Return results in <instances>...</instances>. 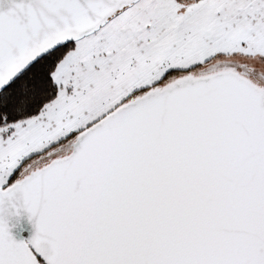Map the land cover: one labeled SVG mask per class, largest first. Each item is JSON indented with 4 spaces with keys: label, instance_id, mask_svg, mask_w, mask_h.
<instances>
[{
    "label": "water",
    "instance_id": "95a60500",
    "mask_svg": "<svg viewBox=\"0 0 264 264\" xmlns=\"http://www.w3.org/2000/svg\"><path fill=\"white\" fill-rule=\"evenodd\" d=\"M136 1L0 0V92ZM62 152L0 188V264H264V90L239 72L175 78Z\"/></svg>",
    "mask_w": 264,
    "mask_h": 264
},
{
    "label": "rangeland",
    "instance_id": "374dc122",
    "mask_svg": "<svg viewBox=\"0 0 264 264\" xmlns=\"http://www.w3.org/2000/svg\"><path fill=\"white\" fill-rule=\"evenodd\" d=\"M225 61L253 74L251 83L264 82V0H137L123 7L61 58L52 73L56 96L36 117L0 128V188L65 157L69 152H57L67 137L168 72L195 75Z\"/></svg>",
    "mask_w": 264,
    "mask_h": 264
},
{
    "label": "trees",
    "instance_id": "16d2710c",
    "mask_svg": "<svg viewBox=\"0 0 264 264\" xmlns=\"http://www.w3.org/2000/svg\"><path fill=\"white\" fill-rule=\"evenodd\" d=\"M73 45L74 42L68 43L44 55L0 92V128L36 117L42 111L43 107L54 99L58 88L52 80V73L61 58L73 47ZM238 68L243 72L241 75H244L247 79H252L250 77H252L253 74H250L247 69H244L243 66ZM236 70L237 67L225 61L223 63H216L203 71H198L195 75L197 77H205L222 71ZM178 73L182 76L176 75V71L168 72L163 79L158 81L154 86L137 91L132 96L125 99L119 106L143 96L152 89H159L175 78L192 75V72L189 70ZM82 131L83 130H80L70 137H67L65 139L68 141L67 145L71 146V143L77 139ZM63 142L64 141L60 142V144ZM59 152L61 153L62 151L59 150ZM47 163H43V165ZM11 180L12 182L10 184H13L21 179L20 177L14 176Z\"/></svg>",
    "mask_w": 264,
    "mask_h": 264
},
{
    "label": "flooded vegetation",
    "instance_id": "af4514ba",
    "mask_svg": "<svg viewBox=\"0 0 264 264\" xmlns=\"http://www.w3.org/2000/svg\"><path fill=\"white\" fill-rule=\"evenodd\" d=\"M165 85H166V84H165ZM165 85H164V86H165ZM164 86H161L160 88H163ZM260 88L264 90V82H262V85H260ZM69 147H70V146L67 145V146L64 147L61 151H66V150H68ZM9 185H11V184H9ZM9 185H8V186H9ZM8 186H7V187H8Z\"/></svg>",
    "mask_w": 264,
    "mask_h": 264
}]
</instances>
